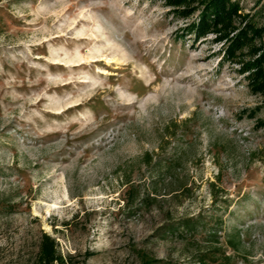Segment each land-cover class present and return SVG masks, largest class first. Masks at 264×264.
<instances>
[{"label":"rangeland","instance_id":"rangeland-1","mask_svg":"<svg viewBox=\"0 0 264 264\" xmlns=\"http://www.w3.org/2000/svg\"><path fill=\"white\" fill-rule=\"evenodd\" d=\"M168 10L0 0V264H264V99Z\"/></svg>","mask_w":264,"mask_h":264},{"label":"trees","instance_id":"trees-1","mask_svg":"<svg viewBox=\"0 0 264 264\" xmlns=\"http://www.w3.org/2000/svg\"><path fill=\"white\" fill-rule=\"evenodd\" d=\"M162 1L164 6L169 7L167 14L187 20L180 29L179 37L189 35L197 40L212 36V41L220 45L222 60L236 65L250 93L264 99V24H259L254 14L245 12L239 0ZM249 113L250 117H254L256 110ZM199 223L196 218H183L172 223L167 231L174 233L177 230L184 236L201 235L206 231L202 228L210 226ZM215 236L208 234L207 237ZM232 246L235 247L234 244ZM198 261L201 264H231L230 256L219 249H210ZM26 264L73 263L71 256H63L56 249L54 240L44 234L36 257Z\"/></svg>","mask_w":264,"mask_h":264}]
</instances>
